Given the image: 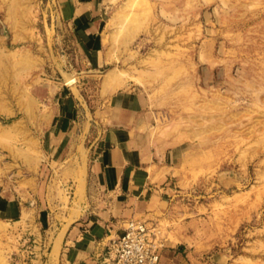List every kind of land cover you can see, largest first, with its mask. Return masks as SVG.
Returning <instances> with one entry per match:
<instances>
[{
  "label": "rangeland",
  "instance_id": "rangeland-1",
  "mask_svg": "<svg viewBox=\"0 0 264 264\" xmlns=\"http://www.w3.org/2000/svg\"><path fill=\"white\" fill-rule=\"evenodd\" d=\"M57 5L0 0V191L78 203L84 178L64 189L72 160L48 151L59 91L80 89L100 110L132 90L176 190L147 224L189 264H264V0H110L100 66ZM9 226L0 220V264L14 249Z\"/></svg>",
  "mask_w": 264,
  "mask_h": 264
},
{
  "label": "crops",
  "instance_id": "crops-1",
  "mask_svg": "<svg viewBox=\"0 0 264 264\" xmlns=\"http://www.w3.org/2000/svg\"><path fill=\"white\" fill-rule=\"evenodd\" d=\"M109 1L57 0L59 16L94 66L103 63L99 37ZM140 101L138 94L126 90L106 108L94 110L80 89L77 93L69 85L62 87L57 97L59 119L49 125L48 151L51 161L72 160L64 189L75 184L77 190L79 180L73 176H80L84 195L78 194V203L70 202L62 210L63 202L54 200L51 205L40 189L4 186L0 220L10 225L6 236L13 240L12 252L27 238L36 245L29 264H103L110 238L123 232L127 220L165 214L176 195L168 182L172 166L161 162L167 153L152 146L145 130L148 114L141 112ZM185 252L182 245L167 242L159 264H189Z\"/></svg>",
  "mask_w": 264,
  "mask_h": 264
},
{
  "label": "built area",
  "instance_id": "built-area-1",
  "mask_svg": "<svg viewBox=\"0 0 264 264\" xmlns=\"http://www.w3.org/2000/svg\"><path fill=\"white\" fill-rule=\"evenodd\" d=\"M166 246V239L145 220L129 219L123 232L110 238L103 264H159ZM34 256L35 242L25 238L10 254V264H29Z\"/></svg>",
  "mask_w": 264,
  "mask_h": 264
},
{
  "label": "bare ground",
  "instance_id": "bare-ground-1",
  "mask_svg": "<svg viewBox=\"0 0 264 264\" xmlns=\"http://www.w3.org/2000/svg\"><path fill=\"white\" fill-rule=\"evenodd\" d=\"M68 82H72V79L67 80Z\"/></svg>",
  "mask_w": 264,
  "mask_h": 264
}]
</instances>
